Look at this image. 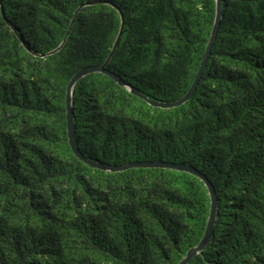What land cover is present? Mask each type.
<instances>
[{
  "label": "trees",
  "instance_id": "1",
  "mask_svg": "<svg viewBox=\"0 0 264 264\" xmlns=\"http://www.w3.org/2000/svg\"><path fill=\"white\" fill-rule=\"evenodd\" d=\"M216 6L0 0V264H178L200 242L206 181L172 167L88 164L69 143L66 94L78 70L106 62L152 100L180 99ZM126 85L99 71L77 80L80 151L107 166L195 169L218 211L187 264H264V0H221L216 39L186 101L153 105Z\"/></svg>",
  "mask_w": 264,
  "mask_h": 264
},
{
  "label": "water",
  "instance_id": "2",
  "mask_svg": "<svg viewBox=\"0 0 264 264\" xmlns=\"http://www.w3.org/2000/svg\"><path fill=\"white\" fill-rule=\"evenodd\" d=\"M216 4H217V6H216L215 22L213 25V29H212L210 38L208 40L206 51L203 55L201 64H200L199 69L195 75L194 81L192 82V84H191L189 90L186 92V94H184V96H182L180 99L173 101V102H157V101H154L151 98L144 95L142 92H140L134 86H131V85L127 86L123 80L118 78L112 71H110L108 68L105 67L106 62L100 63V64H95V65H87V66L81 68L80 70H78L73 75V77L71 78V80L69 81L68 86H67L66 105H67L69 143H70L74 153L80 159L84 160L85 162H87L88 164H90L92 166L101 167V168L110 169V170L123 169V168L130 166V165L162 166V167H172V168L184 169V170H188L190 172L196 173L197 175L201 176L206 181L207 186L209 188L210 198H211L210 214H209V218L207 221L206 230H205L204 235H203L202 239L200 240V242L197 245L191 247L187 251L186 255L178 262V264H187L193 256L198 254L207 245V243L209 242V239L212 235L215 218H216L217 211H218V200H217V196H216V193L214 191L212 184L201 173H199L195 169H193L190 166L185 165L183 163L174 164V163L165 162L162 160H153V161H142V162H138V163H131V164L119 165V166H107V165L102 164V163H97V162L91 161L80 151V149L76 143L75 130H74V124H73V115H72L71 94H72L74 86H75V84L79 78H81L83 75H85L87 73L99 71V72H104L106 74L111 75L112 77H114L117 80V82H119L120 84L126 85L132 93L146 99L150 104L164 107V106L177 105V104H180V103L186 101L194 93V91L196 89L199 78H200L202 71H203V69L207 63L208 56L211 52V48H212L213 43H214L216 36H217V30H218L220 16H221V0H216ZM1 8H2V5H1ZM117 43H118V38L115 42L114 47L117 45ZM108 60H109V58L107 59V61Z\"/></svg>",
  "mask_w": 264,
  "mask_h": 264
}]
</instances>
